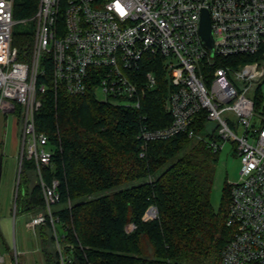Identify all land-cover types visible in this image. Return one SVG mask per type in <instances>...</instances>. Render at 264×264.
I'll list each match as a JSON object with an SVG mask.
<instances>
[{"label":"built area","instance_id":"built-area-1","mask_svg":"<svg viewBox=\"0 0 264 264\" xmlns=\"http://www.w3.org/2000/svg\"><path fill=\"white\" fill-rule=\"evenodd\" d=\"M33 3L28 16L16 17L21 4L0 0V110L17 115L18 168L22 158L32 160L42 194L44 210L27 225L34 231L48 220L59 264L69 260L52 215L59 202L57 180L42 179L53 148L34 126L39 93L48 85L69 94L90 90L98 100L138 107L141 93L155 86V68L163 72V108L170 120L140 127L137 137L146 142L183 132L213 151L232 141L239 177L229 184L224 224L230 236L218 264H264V0ZM202 9L211 52L198 35ZM26 20L33 30L27 56L20 58L11 43L12 27ZM198 117L204 119L201 129L195 126ZM207 120L215 123L210 134L204 129ZM154 216L155 208L148 207L144 218Z\"/></svg>","mask_w":264,"mask_h":264},{"label":"trees","instance_id":"trees-1","mask_svg":"<svg viewBox=\"0 0 264 264\" xmlns=\"http://www.w3.org/2000/svg\"><path fill=\"white\" fill-rule=\"evenodd\" d=\"M31 2L21 1L14 15L29 14ZM30 41L31 31L13 32L20 58ZM155 73V86L141 93L138 107L98 100L90 90L69 94L48 85L39 93L34 126L53 148L42 179L57 180L52 215L65 264H218L230 230L224 224L229 185L217 211L209 203L217 150L183 132L146 142L137 137L140 127L170 120L163 72ZM196 120L201 129L204 119ZM16 190V209L43 212L29 158L21 159ZM148 207L155 208L153 218H144ZM36 231L46 264H59L48 220Z\"/></svg>","mask_w":264,"mask_h":264},{"label":"crops","instance_id":"crops-1","mask_svg":"<svg viewBox=\"0 0 264 264\" xmlns=\"http://www.w3.org/2000/svg\"><path fill=\"white\" fill-rule=\"evenodd\" d=\"M0 113V264H46L36 227L32 231L27 225L30 213L15 208L17 186L13 182L16 180L14 166L18 164L19 121L14 113L8 121V113L2 110ZM10 224L13 232L11 248L7 241ZM24 232L33 237L30 247L26 246Z\"/></svg>","mask_w":264,"mask_h":264},{"label":"rangeland","instance_id":"rangeland-1","mask_svg":"<svg viewBox=\"0 0 264 264\" xmlns=\"http://www.w3.org/2000/svg\"><path fill=\"white\" fill-rule=\"evenodd\" d=\"M21 1L23 2L22 4H25L27 6L32 5L31 0H26V1L25 0H17V3L20 4ZM26 8L28 9V7H26ZM29 14H17L15 16L16 17H21V16L23 17V16H28ZM32 30H33V24L30 20H26L25 22H19L18 21L12 27L13 32L32 31ZM96 94L98 97L101 96V94L99 92H97ZM162 103H163V101H162ZM7 113H8V115H7V121H8V119L9 118L11 119V117L14 116L15 113L14 112H7ZM16 117H17V115H16ZM235 131H236V133H239V130L237 128H235ZM233 149H234V143L230 140H224L222 142L220 148L216 152V159L214 161L213 175H212V180H211L210 189H209V203H210L211 208L214 211H217L219 206H220V200H221V194H222L223 188L226 185H229V184L237 181L238 177H239V159H238V157L235 154ZM17 166H18V164H15V166H14L16 180H14L15 183L13 182V184H15L16 186H17L18 171H19V168L17 169ZM15 167H16V169H15ZM53 207L54 206H52V208ZM10 208H11V206H10ZM8 213H9V211H8ZM30 215H31V217L33 216V214H31V213H30ZM56 227H57V230L60 231V229L58 228L57 225H56ZM12 235H13V232L11 230V224H10V226H8L9 238L7 240V241H9L8 242L9 248H11V246H12ZM24 236L27 237L26 246L30 247L33 243V237L31 236L30 233L27 234L25 232H24ZM28 236L31 239L30 241H29ZM15 240H16V238H15ZM51 248H52V245H51Z\"/></svg>","mask_w":264,"mask_h":264},{"label":"water","instance_id":"water-1","mask_svg":"<svg viewBox=\"0 0 264 264\" xmlns=\"http://www.w3.org/2000/svg\"><path fill=\"white\" fill-rule=\"evenodd\" d=\"M198 35L204 46H206L209 51H212V36L209 28V20L208 15L205 9H202L200 12L199 20H198ZM215 127V123L212 120H207L204 122V129L207 133H211L213 128Z\"/></svg>","mask_w":264,"mask_h":264}]
</instances>
